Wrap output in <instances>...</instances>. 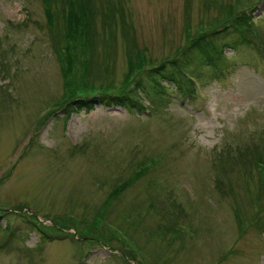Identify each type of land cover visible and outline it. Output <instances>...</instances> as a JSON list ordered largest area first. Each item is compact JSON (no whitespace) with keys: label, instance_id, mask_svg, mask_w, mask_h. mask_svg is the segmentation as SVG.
Listing matches in <instances>:
<instances>
[{"label":"rangeland","instance_id":"obj_1","mask_svg":"<svg viewBox=\"0 0 264 264\" xmlns=\"http://www.w3.org/2000/svg\"><path fill=\"white\" fill-rule=\"evenodd\" d=\"M67 7L0 0V264H264V0ZM231 9L254 31L221 75L141 87ZM121 89L142 108L98 100ZM82 90L94 107L64 111Z\"/></svg>","mask_w":264,"mask_h":264},{"label":"trees","instance_id":"obj_2","mask_svg":"<svg viewBox=\"0 0 264 264\" xmlns=\"http://www.w3.org/2000/svg\"><path fill=\"white\" fill-rule=\"evenodd\" d=\"M87 5H90V0H84V4L79 3L78 0H67L68 7L67 10L62 9V15L67 20L68 25L70 21L76 24L82 22V26L84 25L86 18L89 17ZM228 18L223 23L201 31L197 37L191 38V41L185 47L180 48L173 57L161 59L147 67L145 73L149 81L147 85L141 84V87L145 90L150 88L153 94H159L169 86L162 84V82L173 83L176 88L181 89L183 95L192 96L193 81L201 78L202 67H210L213 73L221 75L223 70L221 64L225 59L226 50L235 49L242 42L248 43L250 41L249 34L254 31L253 18H251L250 12L247 14L241 11L233 12L231 9ZM142 62L139 60L137 64H133L137 68H141ZM131 83L138 84L141 83V80L131 81ZM126 84V90L132 91L129 89L130 83ZM91 96L93 95L89 91L82 90L64 100L61 108L65 111L69 107V112H76L77 109L82 108L91 110L94 107ZM98 96V100L106 106L127 105L132 107L137 105L142 108L138 99L129 96L128 92L122 89L112 92H99ZM71 101H74V105H71Z\"/></svg>","mask_w":264,"mask_h":264}]
</instances>
